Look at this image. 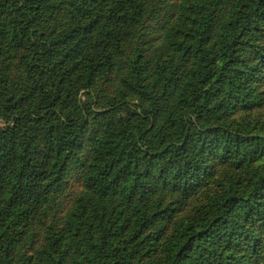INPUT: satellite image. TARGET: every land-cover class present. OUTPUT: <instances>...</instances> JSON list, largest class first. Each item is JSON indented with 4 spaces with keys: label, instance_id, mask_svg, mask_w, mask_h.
Wrapping results in <instances>:
<instances>
[{
    "label": "trees",
    "instance_id": "1",
    "mask_svg": "<svg viewBox=\"0 0 264 264\" xmlns=\"http://www.w3.org/2000/svg\"><path fill=\"white\" fill-rule=\"evenodd\" d=\"M257 78L264 0H0V264H264Z\"/></svg>",
    "mask_w": 264,
    "mask_h": 264
},
{
    "label": "rangeland",
    "instance_id": "2",
    "mask_svg": "<svg viewBox=\"0 0 264 264\" xmlns=\"http://www.w3.org/2000/svg\"><path fill=\"white\" fill-rule=\"evenodd\" d=\"M161 31V26L159 21L152 22L148 28L147 42L151 43L153 37H157ZM152 37V38H151ZM254 97L259 102V107L252 109V111H239L237 112L235 118L243 126H249L253 129V132L264 136V80L257 78L254 84ZM86 140L82 143L78 156L79 161L72 165L69 168L68 176L65 180L64 191L56 200L55 214L57 215L63 210H66L75 198L80 193L82 182L80 180L82 176V170L85 164L91 155V149L93 147V131L97 122L94 117H90L88 120ZM224 173V169L218 168L217 174L213 177L210 176L200 187L199 191L191 195L185 200H182L178 205L177 211L172 214V220L177 221L181 217L187 215L188 213H195L198 210L202 209L213 198L214 193L218 188L217 180L215 177H218ZM170 233L169 227L164 233L165 237H168ZM41 237H44V230L41 231ZM262 259V255L259 258V261ZM255 264V262H254ZM257 264V263H256ZM259 264V263H258Z\"/></svg>",
    "mask_w": 264,
    "mask_h": 264
}]
</instances>
